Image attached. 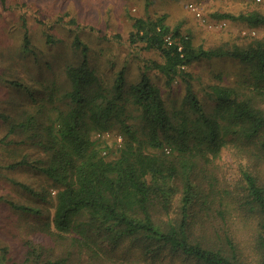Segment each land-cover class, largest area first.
Masks as SVG:
<instances>
[{"label":"trees","instance_id":"trees-1","mask_svg":"<svg viewBox=\"0 0 264 264\" xmlns=\"http://www.w3.org/2000/svg\"><path fill=\"white\" fill-rule=\"evenodd\" d=\"M213 18L264 26V13L257 11ZM248 40L206 49L181 28L171 29L165 17L136 18L130 42L162 58L146 68L162 74L168 87L179 80L187 85L186 108L169 112L146 75L126 89L121 71L111 88L104 87L89 64L88 47L77 39L82 61L65 68L66 89L52 82L45 98L33 99L34 112L7 135L29 137L40 156L13 165L31 166L47 181L46 198L19 184L34 200L51 203L38 230L85 245L140 240L202 264H264V184L246 168L241 190L232 191L213 170L227 149L264 165V38ZM202 60L242 68L232 70V82L226 81L229 70L219 71L224 83L208 85L200 99L184 69ZM104 133L110 138H96ZM89 249L94 254L97 248ZM70 263L69 256L41 262Z\"/></svg>","mask_w":264,"mask_h":264},{"label":"rangeland","instance_id":"rangeland-1","mask_svg":"<svg viewBox=\"0 0 264 264\" xmlns=\"http://www.w3.org/2000/svg\"><path fill=\"white\" fill-rule=\"evenodd\" d=\"M252 11L264 13V0H0V264H41L42 260L66 256L70 264H202L170 249L154 251L156 246L140 240L116 245L100 239L85 245L71 237L39 231L51 203L34 200L19 184L45 196L47 181L31 166L13 165L25 156H40L29 137L7 135L10 126L34 112L33 99L45 98L52 82L60 91L66 89L65 68L82 61L81 50L74 46L77 39L88 47L89 64L104 87L111 88L121 71L125 72L126 89L146 75L161 89L169 112L186 108V83L179 80L172 87L166 86L162 74L146 68L152 61L160 62V54L130 42L134 20L165 17L171 29L181 28L190 34L195 46L210 49L264 38V26L252 28L213 18L214 13L239 15ZM234 68L242 66L227 60H202L184 70L190 74L187 78L198 97L205 99L208 85L224 83L217 73L229 70L226 81L232 82ZM20 142L26 144L21 146ZM246 168L264 184V165L234 149L224 150L213 165L222 185L232 191L241 190V171ZM22 206L42 213L24 212ZM245 240L250 238L245 236ZM90 246L97 248L95 255Z\"/></svg>","mask_w":264,"mask_h":264},{"label":"built area","instance_id":"built-area-1","mask_svg":"<svg viewBox=\"0 0 264 264\" xmlns=\"http://www.w3.org/2000/svg\"><path fill=\"white\" fill-rule=\"evenodd\" d=\"M191 8L193 9V11L196 12V9L193 6H191ZM198 15H199V13H198ZM102 137H104V138H110V134L109 133L96 134V138H102ZM118 142L119 143H122V137L121 136H118Z\"/></svg>","mask_w":264,"mask_h":264}]
</instances>
